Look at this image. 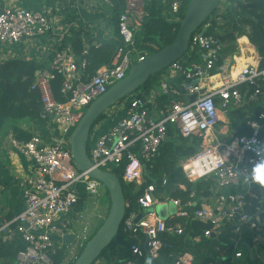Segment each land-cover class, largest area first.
<instances>
[{"label":"built area","instance_id":"2783aa9c","mask_svg":"<svg viewBox=\"0 0 264 264\" xmlns=\"http://www.w3.org/2000/svg\"><path fill=\"white\" fill-rule=\"evenodd\" d=\"M4 1L0 0V48L47 36L54 27L56 15L52 11L7 6ZM98 1L111 7L113 0ZM122 1L123 12L117 22L119 42L109 65L84 77L86 63L82 56H76L70 47L57 45L51 51L48 67L38 71L31 84L30 90L38 94L46 113L43 118L54 130L44 136L31 134L27 142L10 140L12 149L28 162L32 172L25 181L22 211L0 225L2 244L14 241L25 244L13 264H53L52 257L61 251L70 257L67 262L76 260L89 241L90 225L76 207L84 196L93 200L94 196H101L100 189L104 187L87 172L76 169L69 139L83 115L80 111L123 80L131 66L146 57L134 46V33L145 16L143 0ZM167 1L166 17L177 22L183 0ZM226 8L225 1L224 8H218L203 27L208 31L214 29L213 22L220 25ZM191 48L199 52L202 63L187 67L178 61L164 72L179 75L180 87L166 80L158 85L161 96H182L186 101L173 100L165 110L155 107L151 111L148 105L157 95L131 98L125 116L91 145L92 130L86 146L88 158L94 168L108 172L120 169L122 182L140 186L144 182L143 170L157 156L169 126H174L183 139H197L200 142L197 152L177 165L189 184L209 183V194L198 197L190 191L186 200L181 201L161 194L155 197L156 187L147 185L137 199L138 212L126 213L122 221V230L134 240L131 255L135 260L145 256L157 259L166 247L163 238L184 235L187 226L194 222L209 226L193 236L194 244L217 237L231 224L232 235H239L244 227L259 234L258 241L254 240L247 253L237 250L231 255V261L264 264V194H260L264 191V141L260 139L264 112L247 122L249 135L235 136L229 143H221L216 132L223 111L231 105L241 107L253 103L262 94L264 68L258 64L244 65L234 76L232 67L220 64L223 44L207 34L201 36L197 32L191 36ZM56 77L61 79L62 102L53 92ZM241 86L246 87L244 94L238 90ZM192 96L195 98L190 102ZM165 184L163 178L162 186ZM177 189L184 190L183 186ZM248 198L259 203L253 216L248 213L254 207ZM157 207L165 209V218L158 215ZM69 235L71 241L63 243ZM249 252L253 261L247 260ZM193 263L194 256L187 251L175 262ZM119 264H136V261Z\"/></svg>","mask_w":264,"mask_h":264},{"label":"trees","instance_id":"16d2710c","mask_svg":"<svg viewBox=\"0 0 264 264\" xmlns=\"http://www.w3.org/2000/svg\"><path fill=\"white\" fill-rule=\"evenodd\" d=\"M189 2L190 0H183L178 21L169 23L162 18V13L167 8V0H143L145 13L142 23L143 28L139 33H136L137 35H134V46L138 51H145L144 54L150 56L172 44ZM226 2L227 8L222 14V23L218 25L213 22L216 31L214 29L208 30L207 36L219 39L225 45V54L230 55L236 52V40L242 37L241 41L246 42L243 36H247L260 57V68H264V0H226ZM122 6V0L112 1V13L116 30L119 16L122 13ZM244 15H249L250 18L241 19ZM245 28H248V34ZM71 49L76 56H82L85 60L86 66L83 74L87 77L92 76L101 66L109 65L116 53V47L101 45L97 47L90 46L86 54L82 55L83 46L79 41H75ZM240 61L244 63L243 58ZM192 62L196 64H191L190 67L200 65L202 63L200 55L192 56L190 63ZM42 69L43 66L31 60L9 59L0 63V137L10 122L15 126L12 130L13 138L20 142L29 141L31 135L23 131L20 125L25 121L41 120L39 97L36 92L30 90V87L34 81L35 73ZM159 78L160 74L150 78L141 87L142 94H140V97H150L151 91L155 90L159 84ZM60 85L61 79L56 77L52 83L53 92L55 98L62 102L59 96ZM177 88L179 87L177 86ZM238 90L244 94L246 87H238ZM181 98L183 97L157 96L154 98V104L159 109L165 110V107H168L171 101L181 100ZM262 105H264V89L255 102L234 111L242 123L240 126L241 131L236 136L250 134L247 122L256 119L260 113L264 112ZM260 139L264 141V130L260 134ZM199 144L200 142L197 139H183L174 126H169L167 138L159 148L157 156L147 163L143 170L144 182L142 185L126 184L122 182L120 169L112 170V173L120 179L125 200L129 204L126 213L130 211L138 212L137 199L142 195L144 188L151 184L157 190L155 197H157V194H161L165 197L185 201L190 191L196 192L198 197L208 195L209 183L189 184L177 165L180 160L194 155ZM163 178L166 179L164 186H162ZM179 186H183L184 190H178L177 187ZM106 196L108 199L107 191ZM248 201L254 206L248 209L249 215L253 216L254 209L259 203L250 198H248ZM79 208L81 206H77L76 210ZM208 227V225L194 222L187 226L184 235L164 237L163 241H165L166 247L160 251L157 259H150L148 264H175L179 256L185 251L194 256L193 264H218L217 261L221 258H223L221 264H240L241 261L232 262L231 255L237 250L243 251L244 254L247 253L253 247L254 240H257L259 235L246 227L242 229L239 235H232L230 233L232 226L229 224L217 237L194 244L192 242L193 236ZM133 243L134 240L130 235L121 228L98 260L116 264L127 261L144 264L146 256L135 260L136 258L131 255L130 247ZM24 248L25 244L21 241L2 244L0 240V264H13L16 255ZM67 260V255L62 251L52 257L53 264H72L75 261L69 260L67 262Z\"/></svg>","mask_w":264,"mask_h":264},{"label":"crops","instance_id":"0c3cea01","mask_svg":"<svg viewBox=\"0 0 264 264\" xmlns=\"http://www.w3.org/2000/svg\"><path fill=\"white\" fill-rule=\"evenodd\" d=\"M4 2L7 6H15L32 11H52L56 15V21L54 27L47 36L32 40H23L17 45L0 48V63L9 59L31 60L39 63L45 68L48 67L51 61L52 49L57 47V45L72 48L73 43L79 41L83 46V52L87 51L90 46L97 47L101 45H112L116 47L118 45V35L113 20L112 6L110 7L98 0H5ZM123 7L124 2L122 12ZM166 9L162 13V18L165 21L172 23L171 19L166 17ZM142 28L141 24V27L134 33V35L139 33ZM245 30L248 34V28H245ZM243 37L246 39V42L241 41L242 37L237 39L235 43L236 52L231 55L225 54V45L223 44L220 64H228L232 67V71L237 70L241 65H259L260 63V57L256 48L249 42L247 36ZM144 52L145 51H139L141 54H144ZM144 55L147 56L146 54ZM194 55L200 54L194 50L188 51L180 62L185 66L190 67L189 65L196 64L193 62L190 63V59ZM241 58L244 59V63L240 61ZM83 76L85 77L86 75L83 74ZM161 80H166L179 87L182 84L179 75L174 73L169 74L168 72H163L160 74L159 82ZM158 85L155 90L151 91L150 96L153 94L161 96ZM140 94H142L141 90L122 102L115 104L103 115L93 127V133L91 134L93 140H91V145L98 136L109 131L119 119L125 116L130 99L139 96ZM181 101L185 102L186 99L181 98ZM148 106L151 111H154L157 108L154 101ZM242 107L244 106L235 107L231 105L226 111L222 112L221 122L216 127L218 140L221 143H229L241 131L240 126L242 123L234 111L239 110ZM262 108H264V105H262ZM40 117L41 120L39 121L31 120L22 122V125H20L21 129L30 135L39 134L43 136L47 135L51 129L54 130L52 124H48V121L44 122L43 120L46 119L41 115ZM14 127V124L9 122L0 137V225L12 219L22 211V193L25 181L32 173L28 162L10 146V140L15 139L13 138L12 133ZM237 190L239 192L241 191L240 189ZM260 194H264V191L260 192ZM83 198L84 200L80 203L79 206H81V208H79L78 212L84 214L83 216L85 217L86 222L90 225V240L97 231V227L93 225L91 220L93 214L89 209L91 203L90 199L86 196ZM83 206H86V208ZM103 220L104 218H100L101 223ZM82 250L80 252H82ZM94 264L116 263H107L103 260H97Z\"/></svg>","mask_w":264,"mask_h":264},{"label":"water","instance_id":"95a60500","mask_svg":"<svg viewBox=\"0 0 264 264\" xmlns=\"http://www.w3.org/2000/svg\"><path fill=\"white\" fill-rule=\"evenodd\" d=\"M221 0H190L180 28L172 44L162 48L157 53L146 56L139 64L131 66L126 77L111 86L103 95L92 102L81 116L73 129L70 139V153L77 170L87 172L91 179L98 181L108 193L109 207L106 217L95 234L87 242L80 255L72 264H94L109 246L113 238L122 228V221L126 215L127 202L124 197L120 179L112 172L94 168L87 155V142L96 122L115 104L122 102L134 93L154 76L163 73L172 64L180 61L189 51L191 36L199 32L203 36L207 33L204 23L217 10ZM244 15L241 19H248ZM38 73H35V78ZM195 96L189 98L192 102ZM40 115L46 117L41 108ZM51 119V116H49ZM156 211L161 218H165V209L157 207ZM173 209H169L171 214ZM72 236H66L63 243L71 241ZM249 260L253 261V255L249 252ZM149 258L146 257L145 264ZM218 264H221L219 259Z\"/></svg>","mask_w":264,"mask_h":264},{"label":"rangeland","instance_id":"374dc122","mask_svg":"<svg viewBox=\"0 0 264 264\" xmlns=\"http://www.w3.org/2000/svg\"><path fill=\"white\" fill-rule=\"evenodd\" d=\"M225 1L226 0H222L220 3H219V6L218 8L219 9H222L224 8V4H225ZM217 8V9H218ZM191 49H189V51H191ZM86 109H82L80 112L81 113H85ZM44 122L45 121H48L47 119L46 120H43ZM100 192L102 193L101 196H94V200L93 199H90V205H89V209H90V212L93 214L92 215V223L94 226L97 227V229L101 226V221H100V218L103 219L105 218L106 214H107V210H108V199H107V196H106V191L104 188H101L100 189ZM84 208H86V206H83ZM87 213V212H86ZM68 258H70L69 256H67ZM245 264H247L245 262Z\"/></svg>","mask_w":264,"mask_h":264},{"label":"bare ground","instance_id":"6f19581e","mask_svg":"<svg viewBox=\"0 0 264 264\" xmlns=\"http://www.w3.org/2000/svg\"><path fill=\"white\" fill-rule=\"evenodd\" d=\"M241 67H243V66L241 65L240 67H238V69H237V70L233 71V73H234V76H236V75H237V73L240 71Z\"/></svg>","mask_w":264,"mask_h":264}]
</instances>
